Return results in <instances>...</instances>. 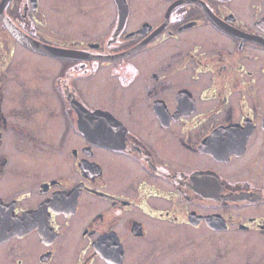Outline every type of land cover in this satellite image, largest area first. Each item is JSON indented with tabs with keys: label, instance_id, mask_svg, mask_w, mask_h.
<instances>
[{
	"label": "flooded vegetation",
	"instance_id": "flooded-vegetation-1",
	"mask_svg": "<svg viewBox=\"0 0 264 264\" xmlns=\"http://www.w3.org/2000/svg\"><path fill=\"white\" fill-rule=\"evenodd\" d=\"M45 5L2 14L72 58L0 20V264H264V0Z\"/></svg>",
	"mask_w": 264,
	"mask_h": 264
},
{
	"label": "water",
	"instance_id": "water-1",
	"mask_svg": "<svg viewBox=\"0 0 264 264\" xmlns=\"http://www.w3.org/2000/svg\"><path fill=\"white\" fill-rule=\"evenodd\" d=\"M8 0H2L0 3V20L2 21L3 25L8 29V31L23 45L31 48L34 51L46 54V55H52L56 57H66V58H72L71 53L72 52H61L60 48L56 46H52L50 44L41 42L39 40H36L32 38L31 36L25 34L22 32L17 26H15L5 15L2 14L3 6L7 3ZM79 118L83 124L88 123L89 117L92 116H101L98 111L89 112L84 107H75Z\"/></svg>",
	"mask_w": 264,
	"mask_h": 264
},
{
	"label": "rangeland",
	"instance_id": "rangeland-1",
	"mask_svg": "<svg viewBox=\"0 0 264 264\" xmlns=\"http://www.w3.org/2000/svg\"><path fill=\"white\" fill-rule=\"evenodd\" d=\"M55 6H56V0H46L45 7H46V19H47V23H48V25H49L50 28L56 30V27H57L56 24L58 25L57 22L60 21V16L59 17L57 16V13L55 11ZM67 7L69 9V8H71V5H68V3H67ZM19 59L20 60H25V57H19ZM44 70H47V69H44Z\"/></svg>",
	"mask_w": 264,
	"mask_h": 264
}]
</instances>
